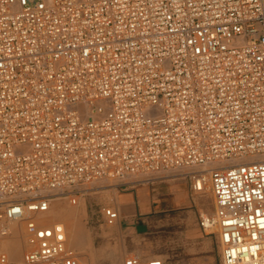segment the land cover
<instances>
[{
	"label": "built area",
	"instance_id": "built-area-1",
	"mask_svg": "<svg viewBox=\"0 0 264 264\" xmlns=\"http://www.w3.org/2000/svg\"><path fill=\"white\" fill-rule=\"evenodd\" d=\"M207 165L220 264H264V0H0V264H88L54 198Z\"/></svg>",
	"mask_w": 264,
	"mask_h": 264
},
{
	"label": "rangeland",
	"instance_id": "rangeland-1",
	"mask_svg": "<svg viewBox=\"0 0 264 264\" xmlns=\"http://www.w3.org/2000/svg\"><path fill=\"white\" fill-rule=\"evenodd\" d=\"M188 171H192V169L177 168L166 172L140 174L130 178L136 180L137 183H145L155 181L157 176L167 173H178L170 178L182 177L185 175L183 173ZM118 184L117 180H102L92 183L87 186L84 194L77 198L75 204L70 203L68 198L59 199L62 205L67 207L70 218L76 223L79 232L77 245L70 246L69 234L66 231L67 245L75 250L82 261L88 264H123L127 256L134 255L142 260L151 257L158 258L165 264H220L215 232L206 233L209 232L207 230L205 232L208 236L207 243L203 246L199 245L194 250L191 247L187 248L181 242L178 233L164 234L154 230L151 233L147 232L131 237L125 235L117 224H107L104 221L102 209L110 207L108 204L116 194ZM161 185L166 191L170 188L168 182H163ZM197 195L199 197V223L201 218L212 215L214 211L213 195L208 182L207 189L197 192ZM80 201L83 202V205L78 207ZM204 213L205 215L202 216ZM64 226L67 229L66 223ZM22 251L21 247L19 258Z\"/></svg>",
	"mask_w": 264,
	"mask_h": 264
},
{
	"label": "crops",
	"instance_id": "crops-1",
	"mask_svg": "<svg viewBox=\"0 0 264 264\" xmlns=\"http://www.w3.org/2000/svg\"><path fill=\"white\" fill-rule=\"evenodd\" d=\"M189 172L178 178H170L178 173H167L145 183H137L133 178L120 180L108 204L119 213L115 224L131 237L157 230L164 234L178 233L187 248L195 250L206 244L208 236L198 223L199 197L186 175ZM163 182L170 184L168 191L163 189Z\"/></svg>",
	"mask_w": 264,
	"mask_h": 264
},
{
	"label": "bare ground",
	"instance_id": "bare-ground-1",
	"mask_svg": "<svg viewBox=\"0 0 264 264\" xmlns=\"http://www.w3.org/2000/svg\"><path fill=\"white\" fill-rule=\"evenodd\" d=\"M258 157H252L251 159H257ZM218 163L215 164V167H217ZM211 165H207V166H203L200 167L198 170L199 173H201V176L203 179H199L196 180L194 185L200 187L201 191L204 189H207V182H208V186L210 188V183H209V179H208V172L209 169L211 168ZM190 169V168H189ZM193 170V169H192ZM192 172V171H191ZM136 181V180H135ZM206 188V189H205ZM199 192V191H198ZM205 193V192H204ZM59 199H62L61 197H56L53 199L51 205L48 208V211L43 214L42 218L40 220L43 221H48V222H61L63 223V225L66 223L67 229L65 228V233L66 231H68L69 234V245L70 246H76L77 242H78V229H77V225L76 223L70 218L69 215V211L67 209V207L63 206L62 203L59 201ZM83 202H79V206H82ZM74 211V210H73ZM69 212V213H68ZM76 212V211H75ZM205 213L202 215L204 216ZM73 217V216H72ZM208 217V216H204V219ZM57 219V220H56ZM10 230H11V235H7L6 237H0V251H6L7 255L13 259V260H19V254L21 252V247L22 250L25 249V238H24V231L22 226H16L15 224H12L10 226ZM67 243V241H66ZM68 247V245H67ZM78 247V246H77ZM81 260V259H80Z\"/></svg>",
	"mask_w": 264,
	"mask_h": 264
}]
</instances>
